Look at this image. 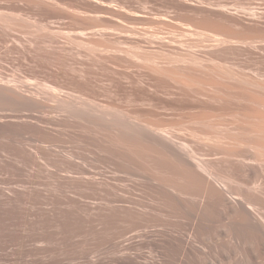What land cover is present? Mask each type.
<instances>
[{
    "label": "rangeland",
    "instance_id": "1",
    "mask_svg": "<svg viewBox=\"0 0 264 264\" xmlns=\"http://www.w3.org/2000/svg\"><path fill=\"white\" fill-rule=\"evenodd\" d=\"M188 1L195 3L198 0ZM100 3L118 10L113 17L105 16L123 31L136 28L140 32L153 33L156 30L162 33V37L163 33L171 31L168 34L175 36L183 25L191 24L194 25L191 30L195 32L224 36L223 29L216 30L198 23L200 18L196 24L188 23L186 16H192L191 12L175 14L176 11L168 9L164 0H0V86L16 87L26 94H35L40 101L44 100L42 103L46 106L36 109L25 101L0 95V264H135L143 262L134 258L141 253L160 260L163 255L175 257L174 250L167 249L161 242L160 233H155L161 231L163 225L181 228L169 209L133 180L117 178L131 179L126 161L132 162V167L137 163L143 168H152L150 160H159L148 156L147 149L136 142L134 129L126 119L146 107L136 105L129 93L115 85L116 81L130 74L140 81L141 63L137 68L134 67L137 61H133L134 65L122 56L118 58L120 61L113 62L107 58L106 52V56L103 54L105 46H119L117 40L121 38L122 42L123 38L117 35L124 37L125 33L117 30L119 34H116L110 23L98 22V29L109 30L112 34L111 38L104 39L93 29L89 31L88 25L93 22L82 20L87 13L103 11ZM227 3L230 13L244 19L242 27L228 28V31L248 29L258 32L254 29L255 23L249 20L251 14L264 17V0H227ZM135 11H140L145 18L135 20L125 14ZM71 15H79L78 20L70 18ZM168 34L164 37H169ZM144 44L137 47L121 43L119 47L130 46L138 53L143 46L145 49H140L141 53L159 51L156 45ZM252 63L239 58L237 61L228 59L224 65L250 76L264 74V65ZM146 73L144 70L142 74ZM145 77L141 81H152L148 73ZM81 81L88 86L82 87ZM56 94L64 97L66 104L61 103L66 106L62 107L72 115L76 112V116L71 117L62 107L60 110L61 105L55 101ZM47 103L51 109L47 108ZM87 103L107 111L112 121L91 120L88 109L85 112L86 108H83ZM77 104L83 105L82 108ZM149 117L160 123L169 122L170 117L174 119L171 113ZM212 119L227 122L222 118ZM119 138L126 139H123L125 147L119 146V142L122 143ZM115 147L124 148V155L129 153V156L125 155L124 159L120 150L115 154L118 151ZM162 163L159 164L169 166L167 162ZM149 204L152 206L147 207ZM178 209L176 204L171 207V211L180 216ZM146 232H154V236L139 237V233ZM200 242L196 246L206 253L193 254L182 264H263L262 258L253 259L238 249L234 252L232 248L233 253H228L215 241L205 243H211L212 247ZM213 246L214 250L218 246L222 249L216 248L223 251V257L220 251L212 250ZM244 246L251 247L252 241L245 239Z\"/></svg>",
    "mask_w": 264,
    "mask_h": 264
},
{
    "label": "bare ground",
    "instance_id": "2",
    "mask_svg": "<svg viewBox=\"0 0 264 264\" xmlns=\"http://www.w3.org/2000/svg\"><path fill=\"white\" fill-rule=\"evenodd\" d=\"M164 3L168 9L176 11L173 12L175 14L184 11L186 13L191 12L192 16H186L188 17V23L196 24L200 18L198 23L210 25L216 30L223 29L224 36L208 32H195L191 30L194 27L191 24H188L190 27H184L183 25L182 30L178 29L180 32L176 31L175 36L169 35L171 31L168 32L169 34L163 33L164 36L168 34L169 37H162V33L155 32L156 30L153 33L143 32L145 30L140 32L136 28L123 31L122 27L111 24V18H109L115 16L114 14L118 10L103 3H100L103 11L90 14L83 13L86 15L82 19L85 22H93L88 25L89 31L93 29L101 38L104 36V39L105 37L111 38L112 34L109 33V30L98 29V22L110 23L112 25L111 29L114 32L116 31V34L124 32V37L120 34L117 35L123 38L122 42L120 41L121 38H117L120 47L121 43L125 45L129 43V45L132 44L137 47L146 43L144 45L149 47L150 45H156L159 48V51L154 49L155 52L153 53L150 50L151 54L146 51L141 53L140 49L142 48L139 49V53L134 52V49L130 46H127L130 50L127 47L126 50L123 49V46L121 49L117 44L111 48L105 46V51L102 50L104 51L103 54L105 55L106 52L107 58L113 62L120 61L118 58H123L122 56L132 62L137 61L136 65L133 62L134 67L139 68L142 66L143 68L140 67V69L143 72L145 70L148 76L151 77V79L148 77L152 80L151 83L148 80L141 81L147 75V73L145 75L142 72L140 73V82L137 75L138 80L135 76H130L131 74L129 76H125V74L123 75L125 80L116 81L115 85L120 90L129 93L136 105L141 108L146 107V110L133 116L126 115L128 125L134 129L136 142L138 141L139 145H143V149H147L145 150L148 151V156L167 162V165L169 164V166H161L159 163H162V161L152 159L153 161L150 160L152 168H143L137 163H134V167H132L130 165L132 162L126 161L127 165L125 167L130 169L131 179L123 176L116 177L118 179L133 180L135 184L148 191L152 197L155 196L169 209V213L175 218L176 223L180 224L179 227L181 226V228H172L163 225L161 231L155 232L160 233L161 242L167 249L174 250V258L163 255L160 260L154 257L151 258L150 255L148 257L144 256L141 253L134 258L143 262L139 261V263L137 261L135 263L136 261L133 260L135 261L133 263L182 264L185 258L188 259L193 254H203L204 250L196 246L197 243L201 244L200 241H202L205 244L215 241L214 243H219L220 245H218L228 253H233V249L234 252H237L238 249L253 259L254 257L262 258L264 264V78L260 77L264 74L250 76L241 71L229 69L224 65L228 59L237 61L239 58L245 59L246 62H253L255 65H264V17L251 14L249 21L255 23L254 29L258 30L257 33H253L252 30L248 29L228 31L232 28L242 27L244 19L228 11L227 0H198L195 3L188 0H164ZM125 14L134 17L135 20H142L144 17L140 11ZM63 15H65L64 12ZM70 18L78 20L79 15H71ZM260 25L263 27L259 28ZM157 28L160 29V27ZM193 29L197 30L196 28ZM117 30L120 32L118 33ZM143 49H145L144 46ZM131 61L129 62L133 66ZM142 62L144 63L142 64ZM116 63L120 65L118 62ZM139 63L142 65L137 66ZM125 64L127 65L126 61ZM126 65L123 64V66ZM85 80L87 81V79ZM145 81L147 84H142ZM76 84L78 85V83ZM80 85L85 87L87 83L82 82ZM8 87L0 86L1 96L25 101L36 109L46 108L42 103L44 100L40 101L35 94H26L23 92L24 90ZM55 98L57 104L61 105L60 110L62 108L66 109L62 107L63 104L61 103L66 104L63 100L64 97L62 98L61 95L56 94ZM10 99L8 98V100ZM87 104L83 108H86L84 109L85 112L88 109L89 116L93 118L90 117L91 120L96 122L101 119H110L108 112L104 109H100L98 106L95 107L93 104L92 106ZM78 106L82 108L83 105ZM78 106L76 107L79 110L80 107ZM47 108H50L49 104ZM65 112L71 114L67 109ZM165 113H171L174 119L170 117L172 121L169 118V122L160 123L149 117V115L164 116ZM75 114L76 112H73L74 116L77 115ZM71 115H68V117ZM212 118H222L227 122H215ZM119 139H122L119 146L120 144L123 145V139L125 138ZM123 146L125 147V143ZM115 148L117 150L118 147ZM121 149L124 151V148ZM115 150L113 151L115 152ZM119 150L118 148L115 154ZM122 150H120V154ZM126 150L128 151V149ZM123 151L122 154L124 155ZM143 151L141 153H145ZM125 155L129 156V153ZM117 156L115 155V157ZM163 173L166 175H163ZM174 204L179 206L180 213L179 211L178 213L180 216L171 211ZM151 206V204L147 205V207ZM153 233H139V237L152 238ZM206 239L211 241L206 242ZM245 239L252 241L251 247L244 246ZM228 242H230V245L227 244ZM208 245L212 244L206 246ZM219 246L215 247L221 249ZM216 248L214 250L213 246L212 250L219 253L220 250ZM204 253L206 252L204 251ZM220 254L223 257V251H220ZM224 258L226 257L224 256ZM205 264L215 263L207 262Z\"/></svg>",
    "mask_w": 264,
    "mask_h": 264
}]
</instances>
